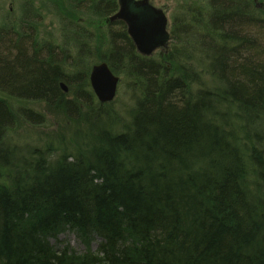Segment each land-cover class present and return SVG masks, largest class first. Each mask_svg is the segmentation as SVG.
<instances>
[{
    "label": "trees",
    "instance_id": "obj_1",
    "mask_svg": "<svg viewBox=\"0 0 264 264\" xmlns=\"http://www.w3.org/2000/svg\"><path fill=\"white\" fill-rule=\"evenodd\" d=\"M24 1L0 27V264H264V0H182L152 58L106 25L118 0H48L60 41ZM101 62L131 122L94 102ZM42 105L57 132L27 140ZM68 231L86 253L50 244Z\"/></svg>",
    "mask_w": 264,
    "mask_h": 264
},
{
    "label": "water",
    "instance_id": "obj_2",
    "mask_svg": "<svg viewBox=\"0 0 264 264\" xmlns=\"http://www.w3.org/2000/svg\"><path fill=\"white\" fill-rule=\"evenodd\" d=\"M119 10L110 22L125 24L127 34L137 52L144 57H152L159 49L168 46L170 23L167 13L155 7L151 0H118ZM119 78L106 62L92 67L90 85L98 102L102 105L114 102L118 93ZM62 88L68 92L63 83Z\"/></svg>",
    "mask_w": 264,
    "mask_h": 264
},
{
    "label": "rangeland",
    "instance_id": "obj_3",
    "mask_svg": "<svg viewBox=\"0 0 264 264\" xmlns=\"http://www.w3.org/2000/svg\"><path fill=\"white\" fill-rule=\"evenodd\" d=\"M70 0H65V3L68 7ZM64 2V1H63ZM153 4L164 8L166 11H168V18L170 22V26L172 23V19L174 17V14L178 8V6L182 3V0H152ZM24 0H0V26L2 24L8 23L4 22L5 20L10 21L9 23L13 26H16L21 20L22 11L24 7ZM52 6V4H51ZM50 2L48 0H45V6H42L40 9L41 16L43 17V20L41 19L39 25L36 26V31L41 34V39H44L46 41L51 40V35L54 36V39H57L60 41L59 36V18L51 15L47 9L50 7ZM261 5H258V8H261ZM85 17L82 16L81 20ZM85 24L88 25L91 29H94L92 25L88 23V21L85 19ZM94 102H98L97 98L94 96ZM112 105L113 107L108 109L109 112H114L116 115H118L122 120L129 121L128 118V112L132 108V99L131 94L128 92V90L124 87H120L118 90L117 98L115 99V102ZM41 113L46 114V117L48 123L45 126L39 127L34 132H30L27 134V136H24L27 140H35L37 139L36 135H47L51 133L57 132V125H55L54 118L51 115H48L45 107L43 105L41 108H39ZM22 124V120L20 125ZM37 132V133H35ZM59 132V131H58ZM62 135L66 136L67 132L62 131ZM68 138V136H67ZM25 139L23 138L20 142L21 144L24 143ZM52 160V159H51ZM50 244L57 248V249H64L65 247H69L71 250L82 254L87 252V247L84 244L83 240L80 239L76 234L68 231L65 234L60 235L58 238H49ZM101 240L97 239L93 244L91 245V248L94 252L97 251L98 245L100 244Z\"/></svg>",
    "mask_w": 264,
    "mask_h": 264
},
{
    "label": "bare ground",
    "instance_id": "obj_4",
    "mask_svg": "<svg viewBox=\"0 0 264 264\" xmlns=\"http://www.w3.org/2000/svg\"><path fill=\"white\" fill-rule=\"evenodd\" d=\"M65 2V0H62V2ZM70 2V1H69ZM49 11V10H48ZM22 13H23V11H22ZM49 13L51 14V12L49 11ZM51 15H53V14H51ZM22 16H23V14H22ZM40 18L43 20V17L41 16V13H40ZM41 19H39V20H37V23L38 24H36V26L37 25H39V23H40V21H41ZM4 22H8V23H5V24H2L1 26H3V25H10V21H8V20H5ZM0 26V27H1ZM17 30L19 29V28H16ZM170 49H171V47H170V45L167 47V49H166V51L163 53L164 55H168L169 54V52H170ZM137 51V50H136ZM115 74V73H114ZM118 77L119 78V84H118V90H119V88L120 87H123V77H121V76H119V75H116L115 74V77ZM64 82H62L61 84H60V86L63 84ZM66 84V83H65ZM89 84H90V78H89ZM67 85V84H66ZM67 87H68V92H66L63 88H62V86H61V89H62V91L64 92V94H69V86L67 85ZM90 90H91V92H92V94L94 95V92H93V90H92V88H91V85H90ZM95 96V95H94ZM112 103V102H111ZM111 103H109V104H111ZM128 122H131L130 120L128 121ZM35 133H37V132H35ZM38 134V133H37Z\"/></svg>",
    "mask_w": 264,
    "mask_h": 264
},
{
    "label": "flooded vegetation",
    "instance_id": "obj_5",
    "mask_svg": "<svg viewBox=\"0 0 264 264\" xmlns=\"http://www.w3.org/2000/svg\"><path fill=\"white\" fill-rule=\"evenodd\" d=\"M109 18H110V17H109ZM109 18L105 21V22H106V25H107L108 27H110V25H112V24L118 23V21H117V22H114V23L109 22ZM169 45H170V42H169ZM167 47H168V46H167ZM167 47H164V48L160 49V51H158L157 54H162V53H164V52L166 51Z\"/></svg>",
    "mask_w": 264,
    "mask_h": 264
}]
</instances>
